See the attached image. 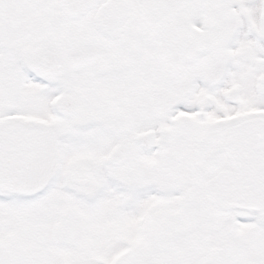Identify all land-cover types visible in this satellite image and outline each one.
<instances>
[{"label":"snow or ice","instance_id":"obj_1","mask_svg":"<svg viewBox=\"0 0 264 264\" xmlns=\"http://www.w3.org/2000/svg\"><path fill=\"white\" fill-rule=\"evenodd\" d=\"M0 264H264V0H0Z\"/></svg>","mask_w":264,"mask_h":264}]
</instances>
